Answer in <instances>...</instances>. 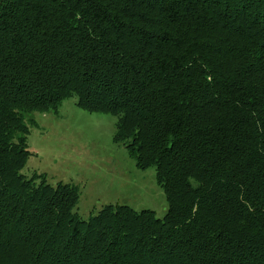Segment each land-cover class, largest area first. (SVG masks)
Returning a JSON list of instances; mask_svg holds the SVG:
<instances>
[{
    "label": "trees",
    "instance_id": "obj_1",
    "mask_svg": "<svg viewBox=\"0 0 264 264\" xmlns=\"http://www.w3.org/2000/svg\"><path fill=\"white\" fill-rule=\"evenodd\" d=\"M116 119L167 212L25 177V117ZM0 264H264V0H0Z\"/></svg>",
    "mask_w": 264,
    "mask_h": 264
},
{
    "label": "rangeland",
    "instance_id": "obj_2",
    "mask_svg": "<svg viewBox=\"0 0 264 264\" xmlns=\"http://www.w3.org/2000/svg\"><path fill=\"white\" fill-rule=\"evenodd\" d=\"M31 157L25 177L43 175L48 184H67L79 192L76 213L87 220L104 206L149 210L157 218L167 212L154 168L140 170L130 152L115 142L116 119L89 114L65 100L56 111L25 117Z\"/></svg>",
    "mask_w": 264,
    "mask_h": 264
}]
</instances>
